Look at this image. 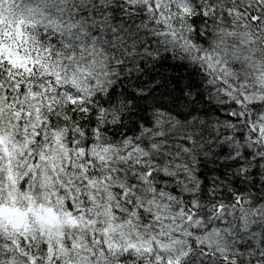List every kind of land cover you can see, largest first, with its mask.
<instances>
[{
	"label": "snow or ice",
	"instance_id": "obj_1",
	"mask_svg": "<svg viewBox=\"0 0 264 264\" xmlns=\"http://www.w3.org/2000/svg\"><path fill=\"white\" fill-rule=\"evenodd\" d=\"M0 264H264V0H0Z\"/></svg>",
	"mask_w": 264,
	"mask_h": 264
}]
</instances>
